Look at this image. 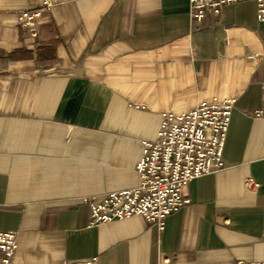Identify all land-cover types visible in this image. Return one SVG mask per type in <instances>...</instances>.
Returning a JSON list of instances; mask_svg holds the SVG:
<instances>
[{"label": "crops", "instance_id": "0c3cea01", "mask_svg": "<svg viewBox=\"0 0 264 264\" xmlns=\"http://www.w3.org/2000/svg\"><path fill=\"white\" fill-rule=\"evenodd\" d=\"M0 0V230L12 264L264 261V20L254 0L194 22L188 0H52L36 25ZM235 98L224 167L192 179L164 227L89 225L82 199L133 187L162 112ZM247 177L260 183L244 187Z\"/></svg>", "mask_w": 264, "mask_h": 264}, {"label": "built area", "instance_id": "2783aa9c", "mask_svg": "<svg viewBox=\"0 0 264 264\" xmlns=\"http://www.w3.org/2000/svg\"><path fill=\"white\" fill-rule=\"evenodd\" d=\"M188 1L191 19L202 23L209 13L217 16L224 4L242 0ZM254 1L257 18L264 20V0ZM52 5V0H42L37 7L19 11L18 25L33 27ZM261 89L264 97V82ZM235 102L231 97H213L187 112H162L155 139L142 141L141 156L135 165L137 184L106 193L100 199L94 195L82 199L90 210L89 225L138 215L162 229L166 217L189 202L183 192L185 186L194 178L224 167L223 149ZM259 185L253 177L244 181L247 190L253 191ZM17 247L16 232L0 230V264H12ZM237 264H264V261Z\"/></svg>", "mask_w": 264, "mask_h": 264}]
</instances>
